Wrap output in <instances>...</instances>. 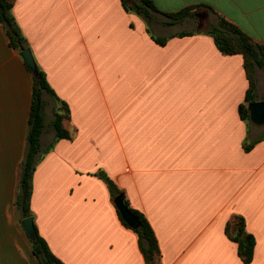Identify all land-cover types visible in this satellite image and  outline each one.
I'll return each mask as SVG.
<instances>
[{"label":"crops","instance_id":"obj_1","mask_svg":"<svg viewBox=\"0 0 264 264\" xmlns=\"http://www.w3.org/2000/svg\"><path fill=\"white\" fill-rule=\"evenodd\" d=\"M153 2L163 13L209 6L214 13L201 11L264 46V0ZM11 12L70 110L73 139L57 141L37 165L30 200L39 234L60 261L146 264L103 172L151 224L162 264H244L226 233L236 215L257 242L250 264H264V125L239 113L249 89L242 55L223 54L199 29L162 46L122 0H16ZM33 87L0 24V143L8 159L22 150L17 166L0 165V264H40L16 205ZM47 96L43 148L55 139ZM248 142H256L250 151Z\"/></svg>","mask_w":264,"mask_h":264},{"label":"trees","instance_id":"obj_2","mask_svg":"<svg viewBox=\"0 0 264 264\" xmlns=\"http://www.w3.org/2000/svg\"><path fill=\"white\" fill-rule=\"evenodd\" d=\"M15 1L16 0H0V24H2L6 29L10 47L21 54V52L29 48V46L11 12L15 5ZM122 2L126 11L136 12L147 21L149 26L148 31H150V28H152L153 23H159L164 26H173L177 23L185 21L188 18H195V14L200 12L202 8H206L210 13H214L211 7L205 5L187 7L174 13H163L158 10L153 0H122ZM195 32L182 31L178 34H173L166 37H156L154 35H152V37L158 44L164 46L167 44L170 38L176 36H191ZM199 32L208 33L214 39L219 51L223 54H240L243 56L244 68L249 80V89L246 94L245 102L239 107V113L244 121H247L250 125H253L250 120L248 105L257 100V71L259 69L264 70V46L255 42L239 27L221 16L219 17L218 21H216V24L210 29L200 30ZM27 68L29 72L33 74L28 66ZM45 93L54 98L58 106L56 107L54 117L51 122V125L55 130V139L46 148H43L41 137L46 123V101L44 98ZM70 118V110L68 105L56 96L54 90L51 88L47 80L46 73L38 68V74L36 77L34 76V87L28 123L29 128L26 141L27 147L24 159L20 165V187L16 201L17 208L20 210L23 219L33 215L30 208V200L32 194V178L37 164L43 159L44 154L53 149L57 141L62 139H73L72 132L66 127V123L70 120ZM255 143L256 142L245 143V150L250 151L255 146ZM99 176L109 185L113 198L121 194V191L105 173L101 172ZM125 202L131 212L135 214L140 220V227L133 230L139 236L140 248L146 264H162L161 250L151 224L142 213L133 209L127 200H125ZM119 216L123 224L130 228L124 222L120 214ZM35 228L36 237L34 240L30 241L32 244L33 254L38 258L40 264H64L52 253L45 239L39 234L36 225ZM226 233L231 240L238 244V254L243 263H252L256 239L254 235L247 232L245 218L239 215L234 216L227 224Z\"/></svg>","mask_w":264,"mask_h":264},{"label":"water","instance_id":"obj_3","mask_svg":"<svg viewBox=\"0 0 264 264\" xmlns=\"http://www.w3.org/2000/svg\"><path fill=\"white\" fill-rule=\"evenodd\" d=\"M195 16L199 19L200 25L198 27L199 30H202L205 26V20L208 18L209 14L206 11H200L195 14ZM21 56L25 61L26 65L30 68L34 76L36 77L38 74V66L33 56L31 49L27 48L21 52ZM248 111L250 114V120L253 124L258 126L264 125V101H255L248 105ZM114 203L124 220V222L132 229H138L140 227V220L138 217L131 212L129 207L125 202L124 194H119L115 197ZM23 229L26 234L30 238V240H34L36 237V228L33 217H28L23 219L22 221Z\"/></svg>","mask_w":264,"mask_h":264},{"label":"rangeland","instance_id":"obj_4","mask_svg":"<svg viewBox=\"0 0 264 264\" xmlns=\"http://www.w3.org/2000/svg\"><path fill=\"white\" fill-rule=\"evenodd\" d=\"M131 13H134L136 16H139L141 19H143L144 21H145V23L147 24V30L149 29V26H148V23H147V21L141 16V15H138L136 12H133V11H130ZM216 17L215 16H213V14L211 15V16H208V18L205 20V26H204V28L202 29V30H208V29H210L213 25H215L216 24ZM156 25V24H155ZM199 25H200V21H199V19L197 18V17H195V18H188V19H186L185 21H183L180 25H178L177 27H172V28H167L166 30L165 29H161V33H158V31L156 32V30L154 31L152 28H150V31H148L149 32V34L150 35H154V36H159V35H165V33H174V32H182V31H193V32H195V31H198V27H199ZM201 33V32H200ZM203 34H205V35H209L208 33H206V32H202ZM210 36V35H209ZM163 37V36H162ZM166 37V36H165ZM257 80H258V86H259V89H261V88H263V90H264V72H260L259 73V75H257ZM260 93V92H259ZM258 93V94H259ZM262 96H263V98H264V91H262V94H261ZM47 99L49 100L48 101V106H47V109H46V113H47V116L49 117V118H52L51 120H53V117H54V113H55V111H54V108H53V106L54 105H56V107L58 106V104H57V102L53 99V98H51L50 96H47ZM56 103V104H55ZM52 126V125H51ZM71 130L73 131V132H75L74 134H75V136L77 135L76 134V131H75V128H71ZM0 134L2 135L3 134V130H2V128L0 127ZM51 138H52V136L51 135H48V142H47V144L46 145H48L49 143H50V141H51ZM4 144L3 143H0V165H5L6 167H15V166H17L18 165V162L19 161H21L20 159H21V155H22V150L20 149V147L17 149V152H16V157L15 158H10V159H8L7 157H6V151L4 152ZM51 151V150H50ZM49 151V152H50ZM48 152V153H49ZM21 154V155H20ZM47 154V153H46ZM46 154H44V156L46 155ZM43 156V157H44ZM23 161V160H22ZM22 163V162H21ZM21 163H20V165H21ZM40 163V162H39ZM38 163V164H39ZM37 164V165H38ZM37 167V166H36ZM100 170H102V171H104L103 169H100ZM100 170L98 169L97 170V172L99 171L100 172ZM101 173V172H100ZM99 173V174H100ZM110 192H111V190H110ZM115 199V198H114ZM256 244H257V242H256ZM256 247V246H255ZM254 253H255V251H254Z\"/></svg>","mask_w":264,"mask_h":264}]
</instances>
